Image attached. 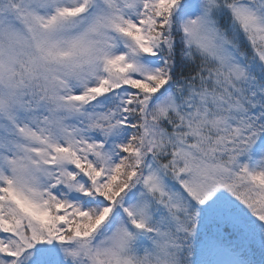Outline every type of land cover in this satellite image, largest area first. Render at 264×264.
<instances>
[{"label":"snow or ice","instance_id":"6c2138e0","mask_svg":"<svg viewBox=\"0 0 264 264\" xmlns=\"http://www.w3.org/2000/svg\"><path fill=\"white\" fill-rule=\"evenodd\" d=\"M0 264H264V0H0Z\"/></svg>","mask_w":264,"mask_h":264}]
</instances>
